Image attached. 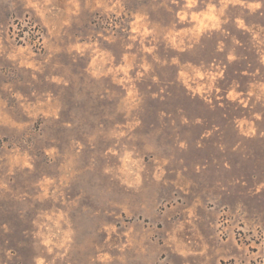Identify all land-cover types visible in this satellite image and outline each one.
Returning a JSON list of instances; mask_svg holds the SVG:
<instances>
[{"label": "rangeland", "instance_id": "obj_1", "mask_svg": "<svg viewBox=\"0 0 264 264\" xmlns=\"http://www.w3.org/2000/svg\"><path fill=\"white\" fill-rule=\"evenodd\" d=\"M0 264H264V0H0Z\"/></svg>", "mask_w": 264, "mask_h": 264}]
</instances>
